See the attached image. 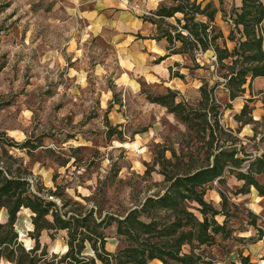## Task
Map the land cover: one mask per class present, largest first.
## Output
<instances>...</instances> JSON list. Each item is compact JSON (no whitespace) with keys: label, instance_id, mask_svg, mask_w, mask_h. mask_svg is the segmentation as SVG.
I'll use <instances>...</instances> for the list:
<instances>
[{"label":"rangeland","instance_id":"rangeland-1","mask_svg":"<svg viewBox=\"0 0 264 264\" xmlns=\"http://www.w3.org/2000/svg\"><path fill=\"white\" fill-rule=\"evenodd\" d=\"M114 1L0 0V138L38 146L6 144L9 154L32 172L36 186L62 195L49 196L58 205L71 198L121 216L166 191L165 172L183 173L202 159L186 124L149 97L173 91L176 102L197 105L200 88L214 87L221 123L255 156L264 151V89L253 84L252 92L247 88L231 100L211 51L193 61L187 54H169L165 39L152 38L155 27L142 16L163 0H120L113 8L109 3ZM198 1L218 9L216 22L227 35L230 25L220 9L240 6L242 0ZM245 103L250 113L243 119L252 116L254 122L237 132L241 124L235 114ZM236 172L227 169L223 182L205 186V199L217 208L219 190L228 195L232 235H218L214 245L196 251L213 258L212 264H243V257L264 264V196L254 187L239 192L244 182ZM257 178L264 183V175ZM31 215L21 209L16 222L26 247L35 244ZM6 218L5 209L0 210V220ZM225 218L217 216L220 223ZM106 233L109 251L127 245L115 223ZM65 236L62 230L54 237L43 231L40 239L50 252H63ZM85 252L90 255L91 249ZM150 264L164 263L155 259Z\"/></svg>","mask_w":264,"mask_h":264},{"label":"trees","instance_id":"trees-1","mask_svg":"<svg viewBox=\"0 0 264 264\" xmlns=\"http://www.w3.org/2000/svg\"><path fill=\"white\" fill-rule=\"evenodd\" d=\"M220 10L230 25L227 35L216 22L218 9L211 2L163 0L142 18L155 27L152 38L166 40L169 54H187L196 61L197 54L211 51L230 99L234 100L247 88L252 92L253 80L264 76V0H242L240 6ZM213 88H200L197 105L176 102L173 91L149 97L168 107L186 124L200 145L202 159L183 173L165 172L170 182L167 190L147 197L141 207L121 216L102 214L94 206L71 198L62 199L58 205L49 196L63 198L62 195L43 184L36 186L32 172L6 148V144L25 148L31 144L29 140L17 143L0 138V210L7 213V218L0 220V264H150L155 259L164 264H212L213 258L196 248L202 251V246L214 245L218 235L230 237L233 228L227 226L231 214L228 195L219 190L222 201L221 208H217L205 199V186L215 180L223 182L224 172L231 168L244 182L239 192L254 187L264 196V183L257 178L264 175V151L253 156L232 134L233 130L221 123V105ZM249 108L245 103L241 112L235 114L241 124L237 132L254 122L252 116L243 119L250 113ZM260 141L264 143V132ZM37 147L32 143L30 148ZM246 162L247 169L243 170ZM24 208L32 212V248L25 246L16 228L18 213ZM218 215L226 217L222 223L217 220ZM114 223L118 235L127 241L117 252L106 248V229ZM252 224L256 226V221ZM257 229L263 232L261 227ZM61 230L66 232V250L50 252L41 243L42 232L54 237V232ZM186 245L189 251H184ZM88 247L90 255L85 252ZM243 259V264H252L249 257Z\"/></svg>","mask_w":264,"mask_h":264},{"label":"crops","instance_id":"crops-1","mask_svg":"<svg viewBox=\"0 0 264 264\" xmlns=\"http://www.w3.org/2000/svg\"><path fill=\"white\" fill-rule=\"evenodd\" d=\"M117 1L119 4L120 0H115L112 3H109L110 6H113V8H115L117 6ZM151 10V9H150ZM253 84H255L256 88L258 89H264V76H258L253 80Z\"/></svg>","mask_w":264,"mask_h":264},{"label":"bare ground","instance_id":"bare-ground-1","mask_svg":"<svg viewBox=\"0 0 264 264\" xmlns=\"http://www.w3.org/2000/svg\"><path fill=\"white\" fill-rule=\"evenodd\" d=\"M24 209L27 210V211H29L28 208H24ZM31 225H32V223H31ZM20 235H21V236H19L20 239L23 240L22 238L25 236V233L21 231V232H20Z\"/></svg>","mask_w":264,"mask_h":264},{"label":"water","instance_id":"water-1","mask_svg":"<svg viewBox=\"0 0 264 264\" xmlns=\"http://www.w3.org/2000/svg\"><path fill=\"white\" fill-rule=\"evenodd\" d=\"M26 246V245H25ZM27 248H32V246H30V247H27ZM55 252V251H54Z\"/></svg>","mask_w":264,"mask_h":264}]
</instances>
